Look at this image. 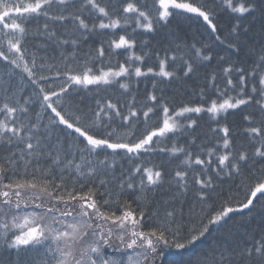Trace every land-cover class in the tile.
<instances>
[{"label": "snow or ice", "instance_id": "snow-or-ice-1", "mask_svg": "<svg viewBox=\"0 0 264 264\" xmlns=\"http://www.w3.org/2000/svg\"><path fill=\"white\" fill-rule=\"evenodd\" d=\"M177 15L211 41L170 28ZM0 59L32 86L18 98L8 73L0 84V264H157L214 228L224 239L196 264H264V0H0ZM173 87L196 99L176 104ZM243 108L237 148L227 116ZM193 114L219 147L197 144ZM145 153L184 159L149 167Z\"/></svg>", "mask_w": 264, "mask_h": 264}, {"label": "trees", "instance_id": "trees-1", "mask_svg": "<svg viewBox=\"0 0 264 264\" xmlns=\"http://www.w3.org/2000/svg\"><path fill=\"white\" fill-rule=\"evenodd\" d=\"M103 3H108L109 0H102ZM180 2V0H178ZM170 28L179 29V34L180 35H186L190 39L195 37L197 40H201L204 42H210L212 37L209 35L208 31H205L203 27H200L199 32H197V25L195 22H190L186 20L183 16L177 15L171 20L170 23ZM104 32H110L111 30H103ZM117 33L122 34L120 29L116 30ZM131 31V29H129ZM137 32L143 33L142 29H137ZM152 34L150 33H144L141 38L144 37H150ZM41 39L39 37H36L34 39H30L28 41V46L32 47L34 46L37 41ZM106 39V38H102ZM156 39H159V37H156ZM105 47L107 48V44L105 43ZM219 51V48L216 49ZM41 53H43L45 50L41 49ZM49 53H51L52 49L47 50ZM120 51V50H117ZM134 51H139L138 49H134ZM121 61H123L124 57L121 56L119 57ZM113 63H115V60H113ZM5 73H8V76L11 77L10 82L14 83L15 85H19L18 88L14 87V91L17 93V97H23L26 95L29 90L31 89V85L26 83V78L21 79V76L23 75L20 72V69H15L13 70L10 65H7V62L0 59V84H3L4 80L8 79V76L5 75ZM141 83L138 85V91L140 94V98H143L145 88L146 86L150 89L151 85L148 83V81L144 80V78H137ZM43 83V82H42ZM197 83H203V81H190L189 85L187 86L189 89H195ZM97 86H89L90 89L95 90ZM137 86L134 85V88ZM101 89H106V91H101L99 93L100 96H106V97H111L113 101L117 99V97L120 96V93H122L124 90L119 89L118 86L113 85V86H100ZM198 91V89H197ZM171 93L175 94V103L180 104L182 102H187L189 100H195L196 97L194 95H190L189 92L183 91L176 89L175 87L170 89ZM95 91L89 92L87 90L81 89V95L84 97V100L86 103L91 104L92 103V97L95 95ZM127 95V94H125ZM121 98V103H123V97ZM3 99V90L0 89V101ZM0 107H2V103H0ZM253 108H243L242 110H236L234 114H230L227 116V122L232 130L233 134V141L236 145L237 148H240L241 145L244 146V148H248V139L247 135L243 132V128L247 126V122L243 120V114H247L249 112H253ZM194 118L198 119V124L199 126L196 129V132L194 133L195 135H198L201 137V139L197 140L198 145H203L206 147H219L218 141L219 137L223 135V133L216 132L215 134L209 130V125H211L212 128H215V122L212 121L208 115H203L202 117H195V114H193ZM4 117L2 114H0V120H3ZM62 127V126H61ZM143 131L142 128H137L136 129V134L139 135ZM206 134V138L205 135ZM179 135V141L178 144L180 146L184 145V141L186 137L183 134H178ZM173 144L170 142L168 144V147H172ZM193 151H200V149H193ZM228 151L227 149H223L222 147L220 148V152H226ZM176 157L179 159H176L173 157L170 153H160V154H149L145 153L142 154L140 158V163L144 164L145 166H158L161 163H165L167 159H172L174 160V163L172 165H167L166 167L171 170V168L175 167V163H179L184 159V156L182 153H177ZM118 161L120 160L119 157L116 158ZM211 159L215 160V156L211 157ZM119 166V165H118ZM260 173H257L259 175ZM245 176L247 177V183L252 184L256 180V175H252L247 169H245ZM219 183V182H218ZM229 188L235 189V184L232 182H224L220 185V188L218 191H222L225 196L229 194ZM245 193L241 191L239 193V199L243 200L244 199ZM259 196V194H258ZM159 198V197H158ZM127 199L130 201L135 200L134 195H128ZM220 203V200H217V205ZM135 206V204H134ZM117 214H119V211H117ZM242 216L240 213L233 214L232 219L229 221V225L234 223L235 221L241 219ZM257 221L259 220V214L256 215L255 218ZM148 227V223L145 224V228ZM236 237L239 240H245L246 236L240 232H236ZM224 239V232L223 230H217L213 229L209 234H207L205 237L201 238L199 241L193 243L191 246L185 248V249H180L177 250L175 248L173 249H167L165 250L164 253V259L163 261L157 262V264H170V262L174 261L175 264H196V261L192 258V255L196 256H204L205 253L210 252V249L212 246H214V241H223ZM0 244H2V241H0ZM0 253H3V247H0Z\"/></svg>", "mask_w": 264, "mask_h": 264}, {"label": "bare ground", "instance_id": "bare-ground-1", "mask_svg": "<svg viewBox=\"0 0 264 264\" xmlns=\"http://www.w3.org/2000/svg\"><path fill=\"white\" fill-rule=\"evenodd\" d=\"M201 257H203V256H196V255H192V258L195 260V261H197L199 258H201Z\"/></svg>", "mask_w": 264, "mask_h": 264}, {"label": "rangeland", "instance_id": "rangeland-1", "mask_svg": "<svg viewBox=\"0 0 264 264\" xmlns=\"http://www.w3.org/2000/svg\"><path fill=\"white\" fill-rule=\"evenodd\" d=\"M29 211H30V209H29Z\"/></svg>", "mask_w": 264, "mask_h": 264}]
</instances>
